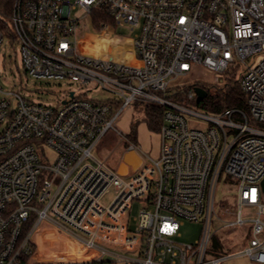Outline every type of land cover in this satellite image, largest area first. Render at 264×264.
Instances as JSON below:
<instances>
[{"label": "built area", "instance_id": "obj_1", "mask_svg": "<svg viewBox=\"0 0 264 264\" xmlns=\"http://www.w3.org/2000/svg\"><path fill=\"white\" fill-rule=\"evenodd\" d=\"M79 9L92 23L109 19L101 34L77 37ZM113 24L137 33L112 41ZM7 25L5 63L18 50L29 79L81 91L52 106L5 92L0 78V264H264V0H15ZM228 72L248 113L198 112L200 73ZM92 89L114 97L90 98ZM136 104L163 109L160 153L129 145L141 164L122 175L123 160L114 170L93 149ZM223 174L237 197L224 227L251 235L228 255L215 251L238 233L226 245L212 232ZM186 221L204 223L194 244L178 240Z\"/></svg>", "mask_w": 264, "mask_h": 264}, {"label": "rangeland", "instance_id": "obj_2", "mask_svg": "<svg viewBox=\"0 0 264 264\" xmlns=\"http://www.w3.org/2000/svg\"><path fill=\"white\" fill-rule=\"evenodd\" d=\"M74 16L79 18V27L77 30V37L79 39L86 38L89 34H101L102 30L95 29L89 15H86L83 10L79 9L74 12ZM111 29L114 31L112 36L109 35L112 41L119 42L123 39H132L137 31L126 24L118 25L113 24ZM7 62L5 63V56L3 55V48L0 53V78L1 84L5 92L18 93L23 97H28L31 101L36 103H42L52 106H59L61 101L68 97L69 91H81L80 86L77 84H58L54 82H37L29 79L25 72L21 61V55L18 50L14 51L11 48L7 49ZM11 56V62H9ZM233 77L234 74L228 72L227 74H214L210 73L205 75L200 73L202 85H214L216 86V77ZM210 83V84H209ZM222 85V84H221ZM207 92V91H206ZM90 98L98 100L111 99L114 96L108 92L92 89L88 92ZM147 105H134L124 109L118 119L115 122V129L110 130L94 147L93 153L96 157L104 161L109 167L116 170L120 162L123 160L127 147L134 144L142 155H148L152 158H157L160 153L161 139L159 131L153 130L149 127L147 122V115L145 108ZM195 109L203 114L213 115L214 113L204 111L201 108L195 107ZM251 125H255L251 123ZM258 128H262L260 125H255ZM136 131V140L130 139V135L133 131ZM49 163L54 160L55 154L49 152ZM56 186H54V189ZM114 196V192L111 191L103 200L105 204H109ZM217 218L212 226V232H216V239L219 243L229 245L230 237L232 234L238 233V237L235 241L229 245L225 250V255L233 252L241 251L245 248L251 238V235L246 234L245 228L240 230L234 227H224L225 223L234 221L237 210V197L236 188L234 187L232 180L223 174L220 181L217 184L215 193ZM141 205L135 204L132 208L131 218L138 216ZM226 210L232 211V214L226 212ZM249 216L248 218H251ZM220 218V219H219ZM203 222H189L186 221L181 227V237L178 239L181 243L194 244L198 241L203 233ZM237 242V244H235ZM43 249V248H42ZM215 241H212L210 250H215ZM221 264H256L248 256H229Z\"/></svg>", "mask_w": 264, "mask_h": 264}, {"label": "trees", "instance_id": "obj_3", "mask_svg": "<svg viewBox=\"0 0 264 264\" xmlns=\"http://www.w3.org/2000/svg\"><path fill=\"white\" fill-rule=\"evenodd\" d=\"M15 0H0V32L6 31L8 28L7 20L13 11V5ZM109 21L104 17V14L100 13L95 16L93 25L95 29H100V20ZM206 91V97L201 101L200 108L204 111L212 113H220L226 110L239 108L248 113V104L246 95L242 91L239 83L233 77H225V81L222 85H201ZM162 111L161 107L147 105L145 112L147 115V122L151 129L160 131L162 125ZM130 139L136 140V131L134 130ZM28 228L25 229V233ZM225 248L221 246L215 253L218 255L225 254Z\"/></svg>", "mask_w": 264, "mask_h": 264}, {"label": "water", "instance_id": "obj_4", "mask_svg": "<svg viewBox=\"0 0 264 264\" xmlns=\"http://www.w3.org/2000/svg\"><path fill=\"white\" fill-rule=\"evenodd\" d=\"M198 100L197 102L200 103L207 95L205 89L201 87H197L195 89ZM141 164V159L137 156L134 151H128L124 154L123 163L119 166V173L124 175L127 173V165H132L134 169H136Z\"/></svg>", "mask_w": 264, "mask_h": 264}]
</instances>
